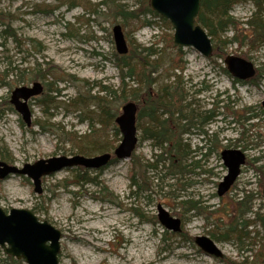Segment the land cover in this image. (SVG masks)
Returning <instances> with one entry per match:
<instances>
[{
	"label": "rangeland",
	"instance_id": "1",
	"mask_svg": "<svg viewBox=\"0 0 264 264\" xmlns=\"http://www.w3.org/2000/svg\"><path fill=\"white\" fill-rule=\"evenodd\" d=\"M102 1L0 0V161L22 169L40 160L81 155L82 147L88 153L84 156L94 157L114 152L120 145L122 135L119 139L115 136L118 126L109 117L104 119L102 108L110 105L108 110H118L120 115L127 102H134L119 99L122 82L113 36L117 24L123 27L130 50L143 56H147L144 49L155 51L150 61L162 67L153 75L158 83L156 91L166 84L173 85L177 77L182 82L187 96L181 106L192 103L196 123L195 134L188 138L190 149L199 150V135L212 139L216 146L211 152L206 146L201 153L182 160L186 169L174 176L167 168L163 169V177L146 168L151 191L133 196V162L149 166L160 160L156 156L161 153L150 137L153 125L141 116L140 108L139 144L131 159L100 171H88L92 183L80 184L76 177L78 168L45 177L42 194L35 192L33 181L25 176L0 180V207L8 213L13 209L31 211L42 222L61 231L60 264H243L246 259L244 264H258L264 260V229L256 220L257 213L264 215V177L250 163L260 159L256 166H264V115L251 121L255 127L243 118L262 108L264 45L252 49L244 40L241 46H225L227 56L250 60L258 71L259 85L234 83L233 77L223 72L224 60L206 58L193 48L175 45L174 30L167 20L123 19L108 6L101 7ZM115 1L127 11L138 8V0ZM255 11L253 2L238 3L230 16L236 24L245 23ZM7 20L17 40L7 38ZM147 21L151 25H146ZM237 31L251 34L246 24L238 26ZM237 31L229 28L223 39L230 42ZM130 62L136 63L133 58ZM37 70L44 75L42 79L33 78ZM133 80L126 81L128 90L141 93V86ZM34 83L43 85L44 94L28 102L33 113L32 125L28 127L11 104V97L15 89L32 87ZM104 88L118 94L111 96ZM46 97L51 100L49 104L42 102ZM223 100L224 103L217 104ZM252 108L248 113L246 109ZM210 111H215V118L200 123ZM245 129L249 131L241 140ZM178 138L184 141L186 136ZM171 146L165 145L166 149ZM226 149L245 152L247 163L236 184L220 197L219 184L227 175L221 153ZM166 165L169 167L170 161ZM245 190L254 197L252 212L246 206L238 207ZM186 203H196L199 209L189 210ZM235 203L238 217H242L240 224L246 223L238 229L246 237L237 239L230 235L231 240H225L222 235L228 229ZM159 206L182 220V233H173L160 223ZM197 237L210 238L224 257L205 253L196 244ZM3 255L0 249V259Z\"/></svg>",
	"mask_w": 264,
	"mask_h": 264
},
{
	"label": "water",
	"instance_id": "2",
	"mask_svg": "<svg viewBox=\"0 0 264 264\" xmlns=\"http://www.w3.org/2000/svg\"><path fill=\"white\" fill-rule=\"evenodd\" d=\"M201 3L202 0H151V8L173 26L175 45L193 48L206 58H211L214 53L212 39L207 31L197 24ZM113 36L117 53L127 56L130 47L120 24L113 27ZM225 65L228 73L239 81H248L257 75L254 63L242 57L228 56ZM43 93L44 88L40 83H35L33 87H20L13 92L11 102L28 127L32 125L33 118L28 102ZM137 113L138 106L134 102H128L123 106L121 115L115 119L122 141L113 154L52 158L40 160L33 165L27 164L23 169L0 162V180H5L10 175L26 176L33 181L35 192L42 194V179L45 177L79 167L99 171L108 167L114 158L117 161L129 160L139 144ZM221 157L227 168V175L219 185L220 197L234 186L247 160L244 152L233 149L224 150ZM158 218L167 230L182 232L181 220L172 217L161 206ZM61 241L62 233L48 222H41L31 211L13 209L7 214L0 207V247L7 255L24 260L26 264H60ZM196 244L210 256L220 259L224 257L214 241L208 237H197Z\"/></svg>",
	"mask_w": 264,
	"mask_h": 264
},
{
	"label": "trees",
	"instance_id": "3",
	"mask_svg": "<svg viewBox=\"0 0 264 264\" xmlns=\"http://www.w3.org/2000/svg\"><path fill=\"white\" fill-rule=\"evenodd\" d=\"M243 1H249V0H202L201 3V11L200 14L197 18V24L201 25L208 33L209 37L211 39H215V43L213 42L214 45V53L213 59H220V60H224L227 56V54L225 53V46L226 45H232V44H238L239 46L243 45V41L247 40L249 46L252 49L255 48H260L262 45H264V17L262 15L263 12V8H262V3L264 2V0H250L254 3V5L256 6V10L257 12L255 14H253V16L248 19L245 23H238L236 24L235 19H233L230 14L233 10V7L236 3L238 2H243ZM101 7L104 6H108L109 9L111 10V12L119 17H123V19H134L136 21L141 20V18H146V17H152V18H159L160 20L165 21L162 17H160L159 15H157L156 13H154V11L151 8V0H138V5H137V9L132 10V11H127L126 9H124V6L117 4V2L115 0H104L99 4ZM2 18L0 17V20ZM8 22V20H7ZM167 23V25L170 27V29L173 30V27L171 26V24L167 21H165ZM10 23L8 22V24H6L7 28H8V34L9 36L7 38H13L15 40H17V35L11 31L10 28ZM242 24H246V26H249V29L251 31V34L248 35H242L239 31H237L238 26L242 25ZM146 25H151V23L149 21L146 22ZM229 28H233L237 31V35H235V37L229 42L228 40H223V36L222 34L226 31L229 30ZM5 33V32H4ZM4 39H6L4 37ZM213 41V40H212ZM144 53L147 54V56H143L142 53H138L135 52L133 50H130L129 54L127 56H120V55H116V62H117V68H119L120 70V77H121V82H122V87H120L121 91L123 92V95H120L119 99L120 101H125L127 102L128 99L133 100L135 104H137V106L139 107V109H142L141 112V116H145L148 117L151 121V124L153 125L150 137L151 139L155 142V146L157 148L161 149V153L159 155H157V158H160V160H157L156 163L154 164H150L149 166H144L140 161H135L133 162V169H132V175H131V188L135 189L136 191L132 192L133 196H140V194L146 193L151 191V184L148 183V181L146 180V171L145 169L148 168L149 171L151 172H156L159 175L161 174L160 177H163L162 172L164 168H167L170 171V175L174 176L177 173H183L184 170L186 169V165L183 166L182 160L185 159V161L188 159V157L191 156V151L188 148V151H186L185 148H181L182 147V142L179 140L178 136H179V127L175 124V123H171V121H163L161 122L159 120L160 116V110L163 109L164 113L166 111H171V115H173L172 113L176 110L177 106L174 105L173 107L167 106L165 104H163V100H165L166 96L165 93L168 92V89L165 87H161L156 91V95H150L149 92L147 91V89L143 90L141 93H139V90H134L131 91L130 93L132 94L131 98H128V94L125 93V90H127L129 88V85L126 83L127 80H132L137 78L138 76L142 78L145 76L146 74V70L147 67L149 66V57L155 55V51L153 50V48H148V49H144L143 50ZM181 52V56H180V60L182 61L183 58V53H182V49H180ZM133 58V61L136 62L135 64H132L130 61ZM216 64V63H214ZM150 67V66H149ZM148 67V68H149ZM178 68V67H177ZM175 68V70L177 69ZM181 71H184L185 67H181L179 68ZM262 73V70H259ZM223 72L228 75V71L227 68H223ZM149 74L153 73V67L152 69H149L148 71ZM25 76V74H22V77ZM44 75H42L41 70H37V73L34 75V79L38 80V79H42ZM258 76V73H257ZM258 79H253L250 80L248 82H239L237 80H234V83H238V84H255V85H259ZM179 84L181 85V81L178 80L176 83H174L173 85H169L168 88H171L173 91L176 92L178 100L180 102L179 105H181V103H184L185 101V96L183 93L184 90L181 88L180 90L179 88ZM150 86V84H149ZM105 92H107L109 95H111V93L117 94L118 92H114V91H110L108 88H104L103 89ZM51 93H54L55 91L53 89H50ZM62 96V95H61ZM112 96V95H111ZM65 98V97H63ZM106 101V99H104ZM102 100V101H104ZM50 98L46 97L44 99V101L42 102H47V104L50 103ZM104 101V102H105ZM176 102V101H175ZM174 102V103H175ZM225 101H218L217 104L220 103H224ZM107 104H110L106 101ZM128 103V102H127ZM103 117L104 119L109 117L110 122L112 121V123L115 121V119L118 117V110L116 112H114L113 110L109 111L108 109L111 108L110 105H103ZM173 108V109H172ZM149 110V111H147ZM247 111H249L248 113H251L252 110H254V108L252 109H246ZM259 111V110H258ZM209 113L208 116H205L202 120H200V123H207L212 121L215 116L216 113L215 111H210L207 112ZM206 113V114H207ZM262 115H264V109H260L259 113H254L252 112L250 114V116L248 117H244L243 120L249 122L250 126L255 127L257 126L256 124L251 123L252 120L257 119L258 116L262 117ZM107 116V117H106ZM144 117V118H145ZM165 122V123H164ZM106 122H103L102 124H104ZM240 123L242 124V120H240ZM166 125V126H165ZM249 130L245 129V131L242 133V139L244 140L246 137V134ZM115 136L117 139L120 138L121 133L119 131V129L117 127H115ZM205 142H210V146L211 144H213V148L212 146L207 148L208 151H212L216 146L213 143V140L209 139L207 140L206 137L203 138ZM119 141V140H118ZM171 143V148L170 149H166L165 147V142ZM216 142V141H215ZM167 143V144H168ZM205 148H199V152L201 153ZM197 152V154L199 153ZM105 153H111L109 151L105 152ZM80 156H84V155H88V153L83 149L82 147V152L80 153ZM104 154V153H102ZM101 155V154H100ZM166 156V158H165ZM85 157H89V156H85ZM177 160H181V162H179V164H176L175 161ZM166 161H170V166L167 167L166 165ZM261 160L260 159H256L255 161H253V163L251 162V167L258 173H262L263 177H264V166H259L257 167L256 164L259 163ZM117 161L113 160L111 162L112 164H115ZM183 166V168H182ZM161 168V169H160ZM148 171V172H149ZM77 172L79 173L76 177L81 181V185L82 183H89V182H94V180H89V172L88 170L84 169V168H78ZM243 198H241L240 202L238 203V207H242V206H246L247 207V211L248 212H252V208H251V201H253V196L249 191H243ZM188 204V205H187ZM237 203H235L234 206V213H228L229 214V226L227 231L222 235V238L225 240H231V236H235L233 238H237L240 239L242 236L246 237V234H244V232L241 230H239L238 228H240L239 226L240 224V219L242 217H238V207L236 206ZM187 209L192 210V209H199L198 205L196 203H186ZM135 212L137 213L138 216H140L142 218V215L139 213L138 210L134 209ZM256 220L258 222L261 223L263 229H264V215H261L260 213H257V218ZM242 227L246 226V223H243L241 225ZM231 235V236H230ZM243 237V238H244ZM264 243V242H263ZM264 245V244H263ZM262 251L264 253V247H262ZM257 256V255H256ZM246 261H248V259H246L244 263H246ZM25 264L23 261H19L16 260L12 257H8L3 255L2 259H0V264ZM264 264V260H260L258 261V264Z\"/></svg>",
	"mask_w": 264,
	"mask_h": 264
},
{
	"label": "bare ground",
	"instance_id": "4",
	"mask_svg": "<svg viewBox=\"0 0 264 264\" xmlns=\"http://www.w3.org/2000/svg\"><path fill=\"white\" fill-rule=\"evenodd\" d=\"M248 2H251L252 3V1H243V2H238V3H248ZM238 3H236L235 5H234V7L238 4ZM233 7V8H234ZM257 12V10L254 12V14ZM199 25V24H198ZM201 26V25H200ZM202 27V26H201ZM203 28V27H202ZM204 29V28H203ZM205 30V29H204ZM206 31V30H205ZM225 34H228V30H226L223 34H222V36L224 37V35ZM223 40H227V39H223ZM153 56H155V55H153ZM153 56H150L149 57V68L147 67V69L146 70H148L149 71V69H152V65L154 64V62H152L151 63V61H150V59L153 57ZM157 62H155V65H153V73L152 74H149L148 73V71H146V74H145V76L142 78V76L141 77H137V78H135L133 81H136L140 86H141V89L142 90H145V89H147V91L149 92V94L150 95H156V89H157V82L153 79L154 77H153V75L154 74H156L157 72H160V70H161V66H156L157 64H156ZM128 81V80H127ZM129 81H131V80H129ZM149 84H150V86H149ZM181 85H182V82H181ZM181 85L179 84V90L182 88L181 87ZM166 86V88L168 89V92L167 93H165V96H166V98H165V100H163V104H165V105H167V106H170V107H173L174 105H176V106H178L179 104H180V102H179V100H178V97H177V94H176V92L175 91H173L171 88H168L169 87V85H164V86H162V87H165ZM161 88V87H160ZM183 89V88H182ZM16 90V89H15ZM184 90V89H183ZM118 92V91H117ZM120 92L122 93L121 95H123V92L121 91V89H120ZM131 91L130 90H125V93H127L129 96H132V94L130 93ZM184 92L185 93H183L184 94V96L186 97L187 96V94H186V91L184 90ZM118 94V93H117ZM117 94H114V93H111V95H117ZM12 95H13V93H12ZM11 101H12V97H11ZM176 101V102H175ZM175 102V103H174ZM11 104H12V102H11ZM13 105V104H12ZM14 106V105H13ZM192 103H190V105H187L186 107H183V106H181L180 105V107H178L179 109H176L172 114L173 115H171V111H166L165 113H164V110L163 109H161L160 110V113H159V116H160V118H159V120L161 121V122H163V121H166V120H168V121H171V123H175L178 127H180V124H181V126L184 128L185 127V125H187V122H188V119L190 120V122L191 123H195V117H194V114H193V109H192ZM15 108V107H14ZM173 109V108H172ZM147 111H149V110H147ZM121 115V114H120ZM119 116V115H118ZM147 119H149L148 117H146ZM165 123V122H164ZM166 126V125H165ZM200 138H202V137H200ZM168 143V141L167 142H165V145ZM187 148L188 146L187 145H185V144H182V147L181 148ZM0 162H4V161H0ZM5 163H7V162H5ZM37 163V162H36ZM8 164V163H7ZM10 165V164H9ZM12 166V165H11ZM17 167V166H16ZM20 169V168H19ZM23 169V168H22ZM12 176H17V175H10L9 177H7L5 180H7L8 178H10V177H12ZM18 176H22V175H18ZM26 177V176H25ZM44 179V178H43ZM43 179H42V181H43ZM5 180H3V181H5ZM34 184V183H33ZM5 211V210H4ZM12 211V210H11ZM10 211V212H11ZM7 214H9L7 211H5ZM34 214V213H33ZM35 215V214H34ZM36 216V215H35ZM37 217V216H36ZM38 218V217H37ZM39 219V218H38ZM40 220V219H39ZM41 221V220H40ZM42 222V221H41ZM46 222V221H45ZM44 223V222H43ZM50 224V223H49ZM51 225V224H50ZM53 226V225H52ZM54 227V226H53ZM55 228V227H54ZM61 232V231H60ZM62 233V232H61ZM62 238H63V234H62ZM0 249H2L1 247H0ZM2 251H3V253H4V255L5 256H8V257H12V256H9V255H7L5 252H4V250L2 249ZM139 252V251H138ZM60 254H61V251H60ZM60 254H59V263H60ZM137 256H135V258H136ZM12 258H14V257H12ZM14 259H16V258H14ZM133 260H134V258H132ZM16 260H18V259H16ZM19 261H23L25 264H26V262L24 261V260H19ZM136 264H146L145 262H142V263H137L136 262ZM170 264H174V263H170Z\"/></svg>",
	"mask_w": 264,
	"mask_h": 264
},
{
	"label": "flooded vegetation",
	"instance_id": "5",
	"mask_svg": "<svg viewBox=\"0 0 264 264\" xmlns=\"http://www.w3.org/2000/svg\"><path fill=\"white\" fill-rule=\"evenodd\" d=\"M257 77H255L254 79H256ZM178 79H179V77H177V81H178ZM44 94V93H43ZM262 109H264V107H263V102H262ZM204 124V123H203ZM196 127V123H191L190 122V120L188 119V122H187V125H185V127L183 128L181 125H180V127H179V136L180 137H185L186 136V139L184 140V141H181V142H184L185 143V145H187L188 147H189V149H190V146L188 145V138H190V137H192L195 133H193L194 132V128ZM200 137H202V138H204L205 136H203V135H199ZM180 139V138H179ZM206 143V146H207V148L210 146H208L207 145V143L208 142H205ZM212 146V145H211ZM210 146V147H211ZM198 148H204L203 146L202 147H199L198 146ZM185 149H186V151H188V148H186L185 147ZM190 151L192 152L191 153V156H194V155H196L197 154V149H195V150H191L190 149ZM190 156V157H191ZM160 207V206H159ZM158 215H159V208H158ZM175 218V217H174ZM179 219V218H178ZM181 220V219H180ZM181 222H182V220H181ZM182 228H183V223H182ZM182 231H183V229H182Z\"/></svg>",
	"mask_w": 264,
	"mask_h": 264
}]
</instances>
